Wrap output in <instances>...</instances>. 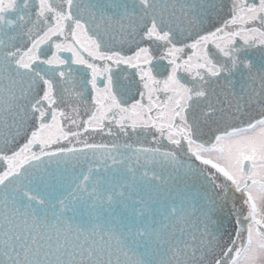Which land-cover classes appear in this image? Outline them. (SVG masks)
<instances>
[{"label":"snow or ice","instance_id":"1","mask_svg":"<svg viewBox=\"0 0 264 264\" xmlns=\"http://www.w3.org/2000/svg\"><path fill=\"white\" fill-rule=\"evenodd\" d=\"M0 264H264V0H0Z\"/></svg>","mask_w":264,"mask_h":264}]
</instances>
